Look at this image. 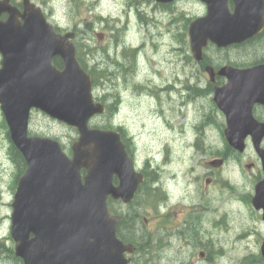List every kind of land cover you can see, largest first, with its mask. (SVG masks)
<instances>
[{
  "label": "water",
  "instance_id": "95a60500",
  "mask_svg": "<svg viewBox=\"0 0 264 264\" xmlns=\"http://www.w3.org/2000/svg\"><path fill=\"white\" fill-rule=\"evenodd\" d=\"M201 1L207 14L190 28L196 60L209 42L219 48L240 45L264 28V0ZM23 4L21 12L9 0L0 1V16L8 13L6 21L0 20V106L11 141L27 164L12 203L15 256L24 264H130L126 254L134 245L118 237L119 216L111 213L108 200L131 203L144 175L136 172L117 131L90 127L106 109L95 102L92 76L77 59L75 32L57 33L42 9L30 0ZM57 57L63 69L53 64ZM220 73L229 83L216 90L214 101L227 117L226 138L242 152L252 134L264 168V123L252 114L255 104H264V64L224 67ZM32 110L78 130L72 157L57 140L29 135ZM253 205L264 210V179L256 186Z\"/></svg>",
  "mask_w": 264,
  "mask_h": 264
},
{
  "label": "rangeland",
  "instance_id": "374dc122",
  "mask_svg": "<svg viewBox=\"0 0 264 264\" xmlns=\"http://www.w3.org/2000/svg\"><path fill=\"white\" fill-rule=\"evenodd\" d=\"M134 3V0H49L42 8L47 13V19L54 28L64 33L75 32L76 44L79 45L80 49H86L89 52L86 55V63L91 70L96 68L98 71L99 64L105 66L109 73L114 70L113 67H115V70H119L120 67L116 66L115 61L133 60L131 50L136 47H140L143 52V57L140 53L139 56L137 55L140 69L143 71L147 72L150 69L153 71L154 68L155 70L157 68H163V70L167 68L168 70L169 68L172 69L171 66L177 67L179 65V55L178 51L173 49L179 46L178 41L169 34L160 37V33H165L167 28L176 31L177 28L169 25L166 18H162L159 13H155L157 11L152 12L149 4H140V14L139 16L136 15V5ZM178 6L185 10L187 17H203L207 13L206 5L200 0H184ZM153 14L154 19H149ZM181 45L183 48L182 43ZM253 47L250 49H254L252 51L253 55H263L264 44ZM229 52L231 56L239 57L242 50L231 49ZM187 61L189 62V59ZM109 73L106 77L107 80L100 77V84L94 88L93 95L97 100L106 95L108 101L112 103L116 99L117 87H115L114 82L118 81V73L113 76ZM120 74L123 75L122 72ZM201 104L206 109L209 108L206 107L209 106L207 100L201 101ZM109 106L112 108V114L108 113L105 116L93 118L90 126L114 128V126L122 124L134 138L137 160L142 163L150 160L153 165H160L163 172L160 182L156 184L160 189V193L156 194V199H152L147 195V184L142 187L135 201L130 205L114 204L111 206L115 211L127 216V221H130L127 223L130 228L126 229V236L131 237L133 234L135 241L144 244L152 241L150 236L152 229L157 226H164L163 214L165 212H163L162 202L165 196L163 190L165 191L166 184L170 185L172 199L178 203H187L190 200H192L191 203H198L200 193L205 192L203 179L207 174L205 165H209V161L215 158L211 151L221 149V145L225 141L221 133L216 131L215 128L209 127L202 137V146L206 151L195 148L193 149L195 150L194 154L193 150H189L187 147L180 148L179 140L174 137L176 134L174 130L167 132L165 127L160 126L159 123L149 117H138L137 107L130 99L122 102L120 115H116V112L113 111L114 104ZM141 107L140 105L139 109ZM199 120L200 117L197 114L189 111L188 124H196ZM177 121L179 125L183 122L179 119ZM5 123L0 111V175L2 174L5 178L4 184L0 185L6 194L8 187L13 185L16 167L11 153L12 144L10 142L9 146L8 141L5 140V132L8 129ZM157 128L160 129V133L156 130ZM30 133L58 140L68 155L72 154V145L79 139L77 129L54 120L38 110H34L31 115ZM190 139L193 140V134L186 132L184 142L187 143ZM165 141H170L171 147L167 156L168 161L165 157L167 153L162 151L163 149L160 147L161 143ZM7 151H9L8 154ZM257 157L258 155L251 146L242 161L243 163H247L249 160L255 162ZM257 162L259 163V158ZM192 165L194 166V176H189L186 174L187 169ZM223 175L230 180L234 188L223 184V181L210 187L208 194L213 200L215 211L212 215H208L203 225L213 226L212 222L215 219L219 221L223 219V223L219 226H230V231L226 232L224 228H220L219 233L206 236H212L214 240L220 239V241L228 242L225 246L228 255L230 247L234 246L233 260L228 261V258L220 262L225 264H247L242 261L247 254L246 248L250 247L251 250L253 249L256 252L258 246L256 248L254 246L258 243V239L263 236L260 233L263 231L264 225L261 223L263 221L259 220L254 214L253 204L247 203L246 200L243 201V199H247L249 194H254L257 181H254V176L245 167L242 170L238 167H229L227 170H223ZM193 177H201L202 179L199 182L194 183L192 181L190 183ZM198 188L201 192L198 191ZM181 211L180 208L174 209L173 222L182 219ZM1 215L2 208H0V236H3V234L6 236L11 223L8 225L6 220L2 223ZM128 216L130 218L134 217V220H130ZM244 231L250 232V234H245ZM160 233L161 231H159ZM258 233L260 234L258 235ZM239 234H242L240 240H238ZM160 242L163 243V238L160 239ZM177 243L178 241H174L173 247H177ZM6 245L10 249L14 247L12 236L10 242ZM159 250L158 256L154 251L142 254L136 264H171L175 259L171 260L170 258L178 252L175 250L167 252L164 249ZM12 256L13 254H9V258L12 259L5 264H23L20 261H14Z\"/></svg>",
  "mask_w": 264,
  "mask_h": 264
},
{
  "label": "flooded vegetation",
  "instance_id": "af4514ba",
  "mask_svg": "<svg viewBox=\"0 0 264 264\" xmlns=\"http://www.w3.org/2000/svg\"><path fill=\"white\" fill-rule=\"evenodd\" d=\"M48 1L49 0H31V2H33L37 8L39 7L42 10V7H44V4H46ZM134 1V4L136 5V15L139 16L140 14V4H149L152 8V12L157 11L155 13H159L162 18H166L169 25H173L177 28V31L167 28L165 33H160V37L169 34V36H172L173 39L178 41L179 46L173 50L178 51L179 65L175 68L171 66L172 69L169 68L168 70L167 68H165V70H163V68H157L155 70L154 68L153 71L151 69L147 70V72L143 71L140 69L139 61L137 60V55L139 56V53L141 52L139 47L133 48L131 50L132 56L134 57L133 60L124 61V59H122V61H115L116 66L120 67L119 70H115V67H113L114 70L109 73L105 66L99 64L98 67L101 72V77L105 80H107L106 77L108 76V73L111 76L118 73V81L116 80L114 82L115 87H117L115 102H109L106 95L99 99V102H101L106 108V113L104 116L108 113L112 114V108L109 106L112 104H114L113 111L116 112V115H120L122 112L120 110L122 102L124 100L129 101L130 99L133 103H135V107H137L136 110L138 112V117H149L153 121L159 123L160 126L165 127V131L167 132L174 130L176 133L174 137L179 140L180 148L182 147L184 149L187 147L189 150L196 148L206 151V149L202 146V137L205 135V131L209 127L215 128L216 131L221 133L225 143L221 145V149L211 151L215 158L209 161V165H205L207 168V174H205L203 177L205 192H201V190L198 188V191L201 192L198 203H191L192 200L187 203H178L172 199L171 190L169 187L170 185L166 184L165 191L163 190L165 196L163 197L162 202V207L164 210L163 212H165L163 214L164 226H157L152 229L150 232L152 241L142 244V242L140 243L139 241L134 240L133 234L131 237L126 236V229L130 227L128 224L121 226L120 232L118 230V236L121 238L134 240L132 243L124 241L125 243L134 245L133 252L126 254V257L130 260V264H136L142 254L147 252L149 253L150 251H154L156 256H158V251H160L159 249H164L166 252L170 250L178 251L174 254V256H172V258H170L171 260H173V258L175 259L171 264H225L220 261L228 258V261L233 260L232 253L234 251V246L230 247L228 255V251H226L225 248L228 242L226 243L225 241H220V239L214 240L212 236L206 235L219 233L220 228H224V231L229 232L230 226H219V224L223 223V219H221V221L215 219L214 222H212L213 226L203 225V222L206 220L208 215H212L215 211L213 200L210 197V194H208V191L212 185H218L220 181H223V184H226L230 188L233 187V185L230 183V180L228 178L226 179V177L223 175V170H227L229 167H238L241 170L245 167L254 176V181H257L255 184L256 188L257 184L264 177V168L261 159L255 150L252 134L246 136L244 142L245 149L242 152L229 144L226 138V129L228 128L227 117L214 101V96L216 90L225 88L229 83V78L220 73L224 67L245 70L260 64H264V52L263 55H253L252 51L254 49L250 50L253 46L256 47L258 44H264V28L260 34L240 45L219 48L217 45L209 42L208 46L203 50L202 59L199 61L196 60L191 49L190 28L192 22L201 17H187L184 12L185 10L178 6L184 0H174L170 3H161L157 2L156 0H146L140 2L138 0ZM9 2L12 6L23 12V0H9ZM229 7L231 10H233L232 1L229 2ZM43 12L47 18V13L44 10ZM154 14L153 16H150L149 19L153 20ZM7 19L8 13H4L0 16L1 21H6ZM61 33L63 34L64 32ZM101 38L102 37L100 36V39ZM74 43L76 45V41H74ZM181 43L184 46L183 48ZM211 49L213 50L210 51ZM231 49H240L242 52L240 53L239 57H234L231 56L229 52ZM187 59H189V62ZM1 61L2 55L0 54V67ZM120 71L123 75L120 74ZM203 100H207L209 102V106H206L209 107L207 108L208 110L201 104V101ZM140 105L142 107L139 109ZM0 111L4 118L1 106ZM189 111H192L200 117L198 123H187ZM252 114L258 123H264V104H255L252 109ZM177 119L183 122L179 125ZM111 129H114L119 133L120 138L125 145L126 151L134 160L136 172L144 175L145 180L139 186L136 192V197L138 193H140L143 184L147 183V195H149L152 199H156V194L160 193V189H158L159 187H157L158 185L156 184L160 182L163 173L160 165H153L150 160L144 163L137 160L138 157L135 152L136 146L134 143V138L122 124L114 126V128H106V130ZM156 130L160 133L159 128ZM236 130L237 129H234V132ZM186 132L193 134V140L190 139L187 143L184 142ZM5 140L8 141L10 146L11 138L9 129H7L5 132ZM251 146H253L255 153L258 155L257 161L259 158V163L257 161L253 162L252 160H249L247 163H243L242 161V159L245 158V155H247V152ZM160 147L163 149L162 151L167 153L165 155V157H167L171 150L170 141L161 143ZM261 148L264 149V138L261 142ZM193 152L195 154V150H193ZM8 153L9 151H7V154ZM166 160L168 161V157ZM13 161L16 167L13 177V185L11 183L12 186L8 187L6 194L0 185V208H2V223L6 220L8 225L11 223V215L13 211L12 202L17 189V181L27 169V165H17L14 157ZM186 174L189 176H194L193 165L187 169ZM201 179V177H193L190 183L192 181L194 183L197 181L199 182ZM4 180L5 178L1 174L0 184L3 185ZM118 183L119 179L115 176L114 184L117 185ZM254 195L255 190L253 195L249 194L247 199H243V201L246 200L247 203L249 202L253 204ZM108 203L110 207V205L112 206L121 202L113 203L112 201L108 200ZM177 208L182 209V219L178 220L177 222H173L172 214L174 209ZM253 212L259 218V220L261 219V221H263L261 223L264 225V210H256L254 208ZM115 215L119 216V226L121 214L119 213ZM11 226H9V232L6 236L4 234L3 236H0V264L10 262L12 258H9V254H13L12 257L14 261H20V263L24 264L23 260L15 256L16 243L14 240V247L12 249L6 245V243H9L11 240ZM262 230L263 231L260 233H262L263 236L258 239V243L256 246H254L255 248L258 246L257 251L254 252L250 247L246 248L247 254L243 257V262L247 264H264V256L261 250L264 244V226ZM159 231H161L160 234ZM253 232L257 233L256 231ZM244 233L250 234V232L246 231H244ZM260 233H258V235ZM241 236L242 234H239L238 240H240ZM161 238H163V243L160 242ZM174 241H178L177 247H173Z\"/></svg>",
  "mask_w": 264,
  "mask_h": 264
},
{
  "label": "trees",
  "instance_id": "16d2710c",
  "mask_svg": "<svg viewBox=\"0 0 264 264\" xmlns=\"http://www.w3.org/2000/svg\"><path fill=\"white\" fill-rule=\"evenodd\" d=\"M77 58H78V60H79V62L81 63V65L83 66V68L92 76V78H93V84H94V87H98L99 86V84H100V77H101V72L98 70H96V68H94V69H89L88 68V65H87V63H86V55H88L89 54V52L86 50V49H80L79 48V45H77ZM54 64L59 68V69H61L62 68V61L60 60V59H56L55 61H54ZM6 124V123H5ZM106 128H110V127H104L103 129H106ZM11 153H12V155H13V157H14V159H15V161H16V163H17V165H26V162H25V160H24V158H23V156L21 155V153L12 145V147H11ZM147 184V183H146ZM146 184H143V186H146ZM112 201V200H111ZM113 203H115V201H112ZM110 207H111V205H110ZM111 211H112V213H114V214H119L117 211H114V209L113 208H111ZM121 214V213H120ZM121 216V220H120V224H119V226H117V234H118V230H119V232H120V230H121V226L123 225L124 226V224H127V223H129L130 221H127V216H124V215H120ZM135 216V215H134ZM128 218H130L129 216H128ZM134 220V217H132V218H130V220ZM130 228V227H129ZM128 228V229H129ZM119 237V236H118ZM121 240H123V241H127V242H134V240H130V239H126V238H121V237H119Z\"/></svg>",
  "mask_w": 264,
  "mask_h": 264
},
{
  "label": "bare ground",
  "instance_id": "6f19581e",
  "mask_svg": "<svg viewBox=\"0 0 264 264\" xmlns=\"http://www.w3.org/2000/svg\"><path fill=\"white\" fill-rule=\"evenodd\" d=\"M139 49H140V47H139ZM140 51H141L140 53L143 55V52H142V50H140ZM185 129H186V128H185Z\"/></svg>",
  "mask_w": 264,
  "mask_h": 264
}]
</instances>
